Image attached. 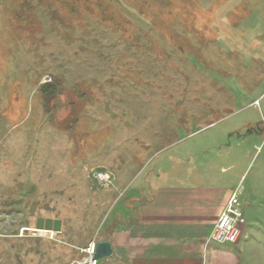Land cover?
Here are the masks:
<instances>
[{
	"label": "rangeland",
	"instance_id": "rangeland-1",
	"mask_svg": "<svg viewBox=\"0 0 264 264\" xmlns=\"http://www.w3.org/2000/svg\"><path fill=\"white\" fill-rule=\"evenodd\" d=\"M225 176L264 264V0H0V264L82 263L124 196Z\"/></svg>",
	"mask_w": 264,
	"mask_h": 264
},
{
	"label": "crops",
	"instance_id": "crops-1",
	"mask_svg": "<svg viewBox=\"0 0 264 264\" xmlns=\"http://www.w3.org/2000/svg\"><path fill=\"white\" fill-rule=\"evenodd\" d=\"M231 180L225 176L217 184L192 187L162 182L147 194L134 191L124 196L123 203L131 210H120L100 238L87 240H107L111 245L112 253L99 258L97 264H239L234 247L245 246L242 234L237 242L225 246L208 240L213 224L237 188ZM237 199L235 204L245 215ZM54 219L42 230L57 236L63 232V221Z\"/></svg>",
	"mask_w": 264,
	"mask_h": 264
},
{
	"label": "built area",
	"instance_id": "built-area-1",
	"mask_svg": "<svg viewBox=\"0 0 264 264\" xmlns=\"http://www.w3.org/2000/svg\"><path fill=\"white\" fill-rule=\"evenodd\" d=\"M237 198L236 191L232 192L224 208L217 217L213 224L208 240L215 241L217 243L224 242H237L242 234L243 224L245 223V216L240 206L235 204ZM50 238H54L52 231H45ZM95 240H90L88 244L82 247L80 250L85 254L83 264H97V260L94 257L95 252Z\"/></svg>",
	"mask_w": 264,
	"mask_h": 264
},
{
	"label": "water",
	"instance_id": "water-1",
	"mask_svg": "<svg viewBox=\"0 0 264 264\" xmlns=\"http://www.w3.org/2000/svg\"><path fill=\"white\" fill-rule=\"evenodd\" d=\"M94 257L96 259L108 256L112 253V248L107 240H99L95 242Z\"/></svg>",
	"mask_w": 264,
	"mask_h": 264
},
{
	"label": "trees",
	"instance_id": "trees-1",
	"mask_svg": "<svg viewBox=\"0 0 264 264\" xmlns=\"http://www.w3.org/2000/svg\"><path fill=\"white\" fill-rule=\"evenodd\" d=\"M40 88L43 92V95L45 96H51V94H53V92H55V82L51 81V80H46L40 83ZM127 208H130V205H125Z\"/></svg>",
	"mask_w": 264,
	"mask_h": 264
}]
</instances>
